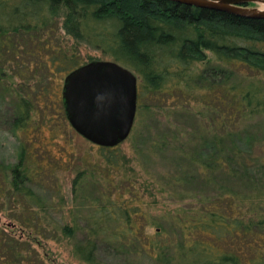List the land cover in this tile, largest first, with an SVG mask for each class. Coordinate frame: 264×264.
<instances>
[{"label": "trees", "instance_id": "1", "mask_svg": "<svg viewBox=\"0 0 264 264\" xmlns=\"http://www.w3.org/2000/svg\"><path fill=\"white\" fill-rule=\"evenodd\" d=\"M63 35L86 42L134 72L142 80L138 98L174 93L181 95L182 103L200 91L205 104V113L192 114L202 119L195 132L184 135L168 126L171 134L152 140L148 147L152 154L170 153L194 168L172 174L164 184L182 204L190 201L193 206L151 223L125 200L102 199L88 219L85 240L74 245V255L85 264H101L96 253L103 243L154 264H264V139L245 126L264 119V19L165 0H0V89L17 102L12 123L16 133L39 129L41 108L45 115L48 108L55 110L46 84L53 69L65 82L72 72L94 62L81 63L78 47H66ZM13 68L11 77L8 71ZM20 69H27L29 77L16 91L11 80ZM242 70L250 77L233 81ZM4 81L9 86L2 85ZM204 93L211 96L207 102ZM214 101L223 106L221 117L214 115ZM60 105L69 123L63 97ZM100 153L104 170L89 164L74 180L75 193L100 175L113 185L112 174L127 166L118 147H100ZM30 157L23 141L19 163L0 165V200L15 196L29 212L31 204L46 212L28 186ZM39 214L20 222L34 242L52 235L47 219L42 222ZM148 224L158 228L156 238L145 232ZM61 231L68 239L78 232L69 224ZM29 248L28 242L0 229L1 259L10 256L12 264H23Z\"/></svg>", "mask_w": 264, "mask_h": 264}, {"label": "rangeland", "instance_id": "2", "mask_svg": "<svg viewBox=\"0 0 264 264\" xmlns=\"http://www.w3.org/2000/svg\"><path fill=\"white\" fill-rule=\"evenodd\" d=\"M249 8H260V5L251 4ZM57 34L60 36L59 32ZM63 39L66 41V47L72 45L78 47L81 63L114 62L101 50L86 42L76 43L71 37L64 35ZM199 68L200 71L203 69L201 66ZM22 70H18L11 80L16 91L22 88L23 79L29 77L27 69ZM15 72L14 68L8 71L11 77ZM250 75L246 70H242L238 71V74L235 73L232 79L233 81L238 77L245 79ZM262 78L264 80V77ZM138 79L139 94L142 80L139 77ZM63 83L64 76L53 69L52 74L48 75L46 84L50 86L52 99L50 104L55 105V110L48 108L47 117L44 109L41 108L43 112L42 115H37V120L40 127L43 125L42 128L31 127L26 134L14 131L12 123L17 112V102L7 93L3 94L0 89V165L9 167L17 165L24 141L32 158L31 162H28V166L32 168L31 183L28 186L36 192L37 198L41 199L47 210L40 212L35 204H31L33 209L29 212L23 208L21 202H17L15 196L10 199L3 197L0 200V229L20 242H28L31 247L30 251L23 253V264H85L74 255V245L85 240V233H88L90 228L88 219L102 205V199L125 200L131 208L142 211L151 223L161 222L163 216L178 208L193 206L190 201L182 204L179 195L171 187L169 189L168 186L164 187V184L172 174L193 171L194 168L178 161L170 153L152 154L148 151V147L152 140L171 134L168 126L170 130L173 128L171 131L184 135L196 131L202 119L192 114L205 113V104L200 91L186 99V102H182L185 103L184 106L180 94L166 93L162 96L142 94L138 98L133 130L130 136L117 146L126 156L127 166L122 167L121 172L112 174L113 185L104 182L100 175L89 179L83 192L75 193L74 180L78 173L85 170L89 164L100 165V170H104L102 169L104 163L100 146L83 138L64 121L60 110ZM2 85L9 86V83L4 81ZM217 95L220 98V94ZM204 97L206 102L211 98L207 93H204ZM219 102H212L217 109L215 117L222 116L223 106H220ZM229 114L230 112L225 115L229 116ZM245 126H252L251 132L264 139V119L250 121ZM186 190L183 189L181 192ZM35 212L40 213L38 219L41 218L44 222L46 218L50 224L49 232L51 231L52 234L50 239L39 236L37 242L31 241L29 234L32 232L21 229V219L32 216ZM64 224L77 228L78 232L74 238L68 239L63 235L61 228ZM145 232L154 238L159 233L158 228L150 224L145 226ZM25 245L26 243L23 246L28 248V245ZM23 246L21 245L20 248L24 249ZM96 254L101 264H154L149 259L134 258L132 254L117 252L103 243L98 246ZM9 258L10 256L0 258V264H12Z\"/></svg>", "mask_w": 264, "mask_h": 264}, {"label": "water", "instance_id": "3", "mask_svg": "<svg viewBox=\"0 0 264 264\" xmlns=\"http://www.w3.org/2000/svg\"><path fill=\"white\" fill-rule=\"evenodd\" d=\"M189 7L264 19V10L249 8L263 0H165ZM138 77L115 62L94 61L64 82L63 104L72 128L95 145L115 148L131 134L138 108Z\"/></svg>", "mask_w": 264, "mask_h": 264}, {"label": "bare ground", "instance_id": "4", "mask_svg": "<svg viewBox=\"0 0 264 264\" xmlns=\"http://www.w3.org/2000/svg\"><path fill=\"white\" fill-rule=\"evenodd\" d=\"M259 5H260V10H264V4L263 3H259Z\"/></svg>", "mask_w": 264, "mask_h": 264}]
</instances>
